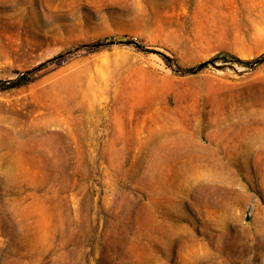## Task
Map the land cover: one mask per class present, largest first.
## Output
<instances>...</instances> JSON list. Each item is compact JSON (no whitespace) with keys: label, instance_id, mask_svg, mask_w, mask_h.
<instances>
[{"label":"rangeland","instance_id":"1","mask_svg":"<svg viewBox=\"0 0 264 264\" xmlns=\"http://www.w3.org/2000/svg\"><path fill=\"white\" fill-rule=\"evenodd\" d=\"M263 54L264 0H0V264H264Z\"/></svg>","mask_w":264,"mask_h":264},{"label":"trees","instance_id":"2","mask_svg":"<svg viewBox=\"0 0 264 264\" xmlns=\"http://www.w3.org/2000/svg\"><path fill=\"white\" fill-rule=\"evenodd\" d=\"M96 45L100 46V45H102V43L99 42V43H96ZM218 60H219V57H216L215 59H212L210 61H207V62L200 64L196 68L185 70V72H193L196 69L203 70L206 67H208L209 65H211L212 63L217 62ZM233 60H234L233 57H222V59H221L222 63H229V64H233V62H234ZM235 60H237L239 63L245 64L247 66H250L252 64H260V63L262 64V63H264V54L261 57H259L258 59H255L253 61L245 62V61H240L239 59H235ZM30 82H31V79L28 77V75H23L16 82L12 83L10 88H20V87H23V86L29 84Z\"/></svg>","mask_w":264,"mask_h":264}]
</instances>
